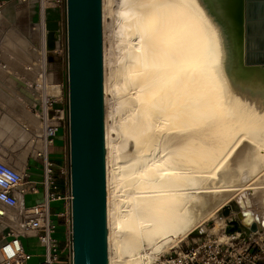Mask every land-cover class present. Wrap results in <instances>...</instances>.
Listing matches in <instances>:
<instances>
[{"label": "bare ground", "instance_id": "obj_1", "mask_svg": "<svg viewBox=\"0 0 264 264\" xmlns=\"http://www.w3.org/2000/svg\"><path fill=\"white\" fill-rule=\"evenodd\" d=\"M209 9L118 0V67L102 48L108 264H140L142 242L159 254L212 211L238 237L262 220L252 199L264 196V87L231 76L226 24Z\"/></svg>", "mask_w": 264, "mask_h": 264}, {"label": "water", "instance_id": "obj_2", "mask_svg": "<svg viewBox=\"0 0 264 264\" xmlns=\"http://www.w3.org/2000/svg\"><path fill=\"white\" fill-rule=\"evenodd\" d=\"M206 2L226 24L233 50L231 76L243 86L263 88L264 0ZM64 10L72 264H108L102 0H66ZM62 38L60 20H45L49 69ZM221 212L227 215L228 207ZM231 224L225 226L228 234L239 227L236 221ZM263 224H252L251 230Z\"/></svg>", "mask_w": 264, "mask_h": 264}, {"label": "built area", "instance_id": "obj_3", "mask_svg": "<svg viewBox=\"0 0 264 264\" xmlns=\"http://www.w3.org/2000/svg\"><path fill=\"white\" fill-rule=\"evenodd\" d=\"M25 1V0H22ZM40 32L38 45L37 73L30 84L35 94L32 104L33 112L38 120L37 130L31 131L30 141L36 144L32 150V157L39 162L41 176L39 181L29 180L28 174L17 170L0 159V203L8 207L17 206L15 191L23 192L24 185L30 192L42 189V199L29 207L23 208L24 217L9 225L5 238L0 244V264H28L31 254L24 249L21 237H34L42 248L41 261L38 264H60L62 253L67 256L68 264H72L71 244V213H70V173L68 154L62 164H56L51 157V146L59 127L64 119L65 109L56 106L57 93L61 91V84L56 81L51 69L48 68L47 52L44 42V24L46 11L49 8H64L66 0H36ZM58 179L63 180L66 190L60 192ZM54 201H63L57 217L63 218L66 224L63 239L57 237L58 226L55 224L50 206ZM5 216L0 208V217ZM15 220L14 217L10 218ZM243 237L226 235V238H204L194 245L186 246L167 254L160 264H264L254 251L256 243L250 239V234Z\"/></svg>", "mask_w": 264, "mask_h": 264}, {"label": "crops", "instance_id": "obj_4", "mask_svg": "<svg viewBox=\"0 0 264 264\" xmlns=\"http://www.w3.org/2000/svg\"><path fill=\"white\" fill-rule=\"evenodd\" d=\"M60 10L49 8L46 11V20L59 19ZM37 22L36 0H0V159L17 170L26 172L29 180L34 181H39L41 176L40 164L32 157V150L37 143L30 141V130H37L38 127V120L32 109L35 94L30 86L37 73L40 40ZM55 105L61 106L59 102ZM23 124L29 126L30 130H26ZM66 155L67 130L61 125L51 146V157L57 163V159L63 162ZM58 182L60 192L65 191L63 180L58 179ZM24 187L23 192H14L17 206L8 207L0 203V208L5 213V216L0 217V244L8 238L6 233L9 225H14L24 217L23 208L42 199L40 186L35 193L30 192L27 185ZM57 202H60L61 209L57 211L60 212L63 201ZM11 217L15 220H11ZM58 221L64 235L66 224L63 218L58 217ZM20 239L24 249L31 254L28 262L38 264L41 261L42 248L36 238L23 236ZM61 262L68 264L64 253L61 255Z\"/></svg>", "mask_w": 264, "mask_h": 264}, {"label": "rangeland", "instance_id": "obj_5", "mask_svg": "<svg viewBox=\"0 0 264 264\" xmlns=\"http://www.w3.org/2000/svg\"><path fill=\"white\" fill-rule=\"evenodd\" d=\"M112 1V2H111ZM117 3L118 0H107V6L104 9V15H103V9H102V48L103 46L106 48V53L111 56L112 59L114 60H119L117 62L114 61V66L118 67L121 62V54H122V49H121V44L116 42L119 41L120 35H116V30H117V17L116 16V9H117ZM60 13H59V20L61 22V29H62V35H63V44L61 49L57 53V59L51 63V71H53L54 78L56 79L57 82L61 84V91L57 93V102L60 103L62 107H64L65 112H64V119L62 121V125L66 128L67 130V113H66V51H65V44H64V8H60ZM209 11H211L209 9ZM114 12V13H113ZM116 12V13H115ZM115 31V32H114ZM116 39V40H115ZM116 43V44H115ZM121 50V51H120ZM108 70V71H107ZM109 69L103 68V76L105 77V73H108ZM113 101V100H112ZM110 104H114L111 103ZM105 106V105H104ZM105 115L107 114L108 108L105 106L104 107ZM106 117H104L105 120ZM67 156V155H66ZM58 164H62L61 159L56 160ZM56 163V164H57ZM261 172L258 174L260 175ZM215 180L212 181L211 185H213ZM217 181V180H216ZM215 181V182H216ZM221 183L225 184H231L235 183L234 180L226 179L223 178L220 181ZM261 195V196H260ZM234 194L231 195L233 197ZM253 197V208L260 215V219H264V203L263 199L264 196L258 191L255 190ZM261 200V201H260ZM260 201V202H259ZM263 204V205H262ZM61 209L60 202H52L50 206V212L52 215L53 220L55 221V224L58 226V234L57 237L60 241L63 239V232H62V225L58 221V217L55 216V212L59 211ZM222 210V208H221ZM215 212V213H214ZM212 211L210 214H207L206 216L200 218L197 227L189 232L186 236L184 237H179L178 239H175L170 245L167 246L165 250L162 252H159V254L153 255V252L151 251L152 249L146 244V242H142L140 245V252L141 253H148L149 257H145V255L140 259V264H160V261L167 256V254H173L175 251H178L180 249L185 248L186 246H191L194 245L196 242H199V240H202L204 238H214V237H222L226 238V235L228 233L225 231V221L226 219H221L218 216V213L220 210L217 211ZM231 218V217H229ZM250 239L256 243V247L254 248V251L258 253V257L263 260L264 258V230L256 232L254 234H250ZM143 251H142V248ZM149 251V252H148ZM152 252V253H151ZM151 253V254H150ZM125 256V254H123ZM156 255V256H155ZM127 258V256H126ZM145 258V259H144ZM143 261V263H142ZM28 264H31L28 262ZM60 264H62L61 259H60Z\"/></svg>", "mask_w": 264, "mask_h": 264}, {"label": "trees", "instance_id": "obj_6", "mask_svg": "<svg viewBox=\"0 0 264 264\" xmlns=\"http://www.w3.org/2000/svg\"><path fill=\"white\" fill-rule=\"evenodd\" d=\"M60 259H61V257H60Z\"/></svg>", "mask_w": 264, "mask_h": 264}]
</instances>
